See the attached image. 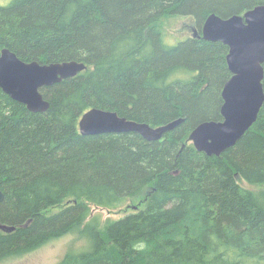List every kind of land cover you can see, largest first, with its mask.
I'll return each mask as SVG.
<instances>
[{"label":"trees","instance_id":"obj_1","mask_svg":"<svg viewBox=\"0 0 264 264\" xmlns=\"http://www.w3.org/2000/svg\"><path fill=\"white\" fill-rule=\"evenodd\" d=\"M264 0H9L0 50L41 64L82 62L75 77L43 88L45 113L0 89V261L76 228L82 246L59 264H264V103L220 156L189 142L220 121L227 47L168 43L165 23L242 15ZM171 41V40H170ZM264 71V65H263ZM264 73V72H263ZM264 91V78H263ZM150 127L183 119L159 141L135 133L82 136L89 109ZM237 178V179H236ZM135 212L99 226L89 205ZM55 210V211H54ZM54 212V213H53Z\"/></svg>","mask_w":264,"mask_h":264},{"label":"water","instance_id":"obj_2","mask_svg":"<svg viewBox=\"0 0 264 264\" xmlns=\"http://www.w3.org/2000/svg\"><path fill=\"white\" fill-rule=\"evenodd\" d=\"M201 33L203 40L219 42L228 48L225 62L231 77L221 91L222 121L197 125L189 140L196 150L207 156H220L249 130L264 102V5L227 18L210 14L202 24ZM85 69L82 62L76 61L51 64L24 62L3 48L0 50V89L29 112L45 113L49 103L39 90L75 77ZM182 121L177 119L153 128L121 118L114 112L92 108L80 117L78 130L82 136L135 133L147 142H154ZM0 229L14 230L5 225H0Z\"/></svg>","mask_w":264,"mask_h":264},{"label":"rangeland","instance_id":"obj_3","mask_svg":"<svg viewBox=\"0 0 264 264\" xmlns=\"http://www.w3.org/2000/svg\"><path fill=\"white\" fill-rule=\"evenodd\" d=\"M8 3L9 0H0V6H5ZM163 26L165 27L164 33L168 36V39L171 40H168V43L171 44L176 40H183L190 37V30L194 27V21L190 18H174ZM189 141L192 143L191 140ZM237 181L240 186L249 191H264V185H249L246 181L240 178H238ZM136 203V201H128L123 206L119 207V209H106L89 205L90 214L85 222L89 221L91 218L97 217L99 226L102 227L108 220L115 221L135 212ZM83 225L84 223L80 225L81 227L79 229L76 228L64 236L58 237L54 240H48L31 252L23 255L9 256L1 260L0 264H59L67 252L81 248L82 241L78 238V235Z\"/></svg>","mask_w":264,"mask_h":264},{"label":"flooded vegetation","instance_id":"obj_4","mask_svg":"<svg viewBox=\"0 0 264 264\" xmlns=\"http://www.w3.org/2000/svg\"><path fill=\"white\" fill-rule=\"evenodd\" d=\"M203 24V23H202ZM202 24L201 25H199V26H197V25H194V27H192V29L190 30L191 31V36L190 37H187L186 39H196V40H200V39H202L201 38V35H202V33H201V27H202ZM203 40V39H202ZM208 42V41H207ZM215 43V42H214ZM227 52H228V48H227ZM226 57V56H225ZM18 58V57H17ZM19 59V58H18ZM22 61V60H21ZM25 62V61H24ZM32 62H34V61H32ZM36 62V61H35ZM60 63V62H59ZM39 64H41V63H39ZM51 64V63H50ZM264 65V64H263ZM262 68H263V66H262ZM226 69H227V66H226ZM228 71V70H227ZM264 72V71H263ZM231 74L229 73V76L228 77H226L223 81H222V83H221V85H220V95H221V91H222V88H223V86H224V84H225V82L227 81V80H229L230 79V76ZM263 78H264V75H263ZM262 82H263V80H262ZM56 84H58V83H56ZM44 88H46V87H44ZM262 88H263V85H262ZM43 88H41L40 90H39V92L42 90ZM264 92V91H263ZM41 93V92H40ZM42 95V94H41ZM43 96V95H42ZM44 98V97H43ZM45 99V98H44ZM46 100V99H45ZM47 101V100H46ZM48 102V101H47ZM221 102H222V100H221ZM264 103V102H263ZM222 105V104H221ZM263 105V104H262ZM262 107V106H261ZM92 109V108H91ZM97 109V108H96ZM261 109V108H260ZM90 110V109H89ZM88 111V110H87ZM103 111H105V110H103ZM260 111V110H259ZM47 112V111H46ZM109 112H113V111H109ZM115 113V112H114ZM259 114V113H258ZM220 117H221V115H220ZM258 117V116H257ZM121 118H123V117H121ZM127 120V119H126ZM257 120V119H256ZM132 121V120H131ZM222 121V118H221V120L220 121H217V122H221ZM79 122V121H78ZM255 123V122H254ZM253 123V124H254ZM175 129V128H174ZM247 132V131H246ZM244 136V135H243ZM242 136V137H243ZM155 142V141H154ZM190 142V141H189ZM0 194H1V199H0V202L3 200V194H2V192L0 191ZM6 226V225H5ZM8 227H13V226H8ZM14 228V230H15V227H13ZM1 230V229H0ZM14 230H11V231H3V230H1V231H3L4 233H10V232H14Z\"/></svg>","mask_w":264,"mask_h":264},{"label":"bare ground","instance_id":"obj_5","mask_svg":"<svg viewBox=\"0 0 264 264\" xmlns=\"http://www.w3.org/2000/svg\"><path fill=\"white\" fill-rule=\"evenodd\" d=\"M231 76V75H230ZM222 100V99H221ZM1 231V230H0ZM6 232V231H5Z\"/></svg>","mask_w":264,"mask_h":264}]
</instances>
